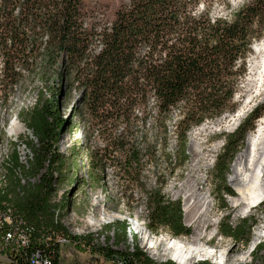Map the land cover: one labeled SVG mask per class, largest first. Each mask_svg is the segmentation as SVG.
I'll use <instances>...</instances> for the list:
<instances>
[{"label":"trees","instance_id":"1","mask_svg":"<svg viewBox=\"0 0 264 264\" xmlns=\"http://www.w3.org/2000/svg\"><path fill=\"white\" fill-rule=\"evenodd\" d=\"M215 1L228 2L129 0L119 5L111 21L100 25L97 20L86 21L83 0H0V96L8 95L6 90L19 82L23 70L31 72L36 59L42 75L53 68L59 82L49 85L48 98L42 100L41 92L24 113L33 136L25 142V163L16 152L0 163V210L8 211L13 225L27 235V243L11 241L3 249V236L10 225L0 227V253L5 250L8 254V264H30L32 255L59 264L57 238L65 237L76 245L81 239L71 236L64 224L66 201L58 204L51 199L66 164L57 147L65 126L59 104L61 82L66 77L79 93L73 113H85L90 128L103 141L101 146L84 151L88 175L116 164L122 175L145 193L143 219L150 233H168L174 238L192 234L183 221L180 200L162 192L164 181L157 177L158 185L148 188L140 181L143 160L151 154L152 146L138 145L131 133L135 110L147 112L151 96L161 124L177 108V160L182 165L192 127L237 112L234 97L247 71L250 46L264 38V0H247L230 18L210 14ZM263 115L264 97L232 132L223 134L224 144L212 173L214 196L222 208L226 207L225 196L234 195L226 181L231 161ZM119 124L123 127L117 131ZM162 128L166 133V127ZM169 169L172 172L174 167ZM255 224L251 216L236 224L225 217L219 233L248 246ZM105 228L116 234L117 241L127 233L133 237L131 247L124 250L97 247L114 264H178L171 259H151L139 247L127 219L115 220ZM91 237L88 234L82 239L90 243ZM251 256L264 264V241L254 246ZM190 264L217 263L197 259Z\"/></svg>","mask_w":264,"mask_h":264},{"label":"rangeland","instance_id":"2","mask_svg":"<svg viewBox=\"0 0 264 264\" xmlns=\"http://www.w3.org/2000/svg\"><path fill=\"white\" fill-rule=\"evenodd\" d=\"M128 1L83 0L82 9L88 23L97 20L101 25L111 21L119 5ZM227 1V4L215 1L210 14L230 18L247 0ZM38 61L39 59H36L34 62L31 72L23 70L19 82L6 90L8 93L4 94L6 97L0 96V163L12 152L19 154L22 162L25 161L28 154L25 142L33 136L25 124L24 113L30 109L41 92L42 100L48 98L49 85L59 84L58 71L50 68L42 75ZM61 86L59 107L65 119V126L61 129L57 147L58 151L64 154L66 164L51 199L58 204L66 201L63 206L65 214L67 213L64 223L71 236H80L81 239L76 241L77 245L68 239L61 242L59 264H114L96 250L97 247L124 250L131 247L133 237L127 233L126 238L119 236L117 241L116 234L108 232L105 226L115 220L127 219L134 233L137 231L135 222L139 225L142 223L140 228L144 230L146 227L142 207L145 193L135 181L126 179L116 164L106 165L102 173L88 175V160L84 151L87 147L101 146L103 141L97 131L90 128L91 122L85 113L77 115L73 113V106L78 103L79 93L69 86L67 77L62 80ZM263 97L264 51L255 52L252 49L247 59L246 74L240 81L234 97V101L237 102L236 111L242 109L243 116L240 122ZM140 112V109L134 112L137 117L132 126L131 137L140 146L144 143L152 146L151 154L145 156L143 160L140 181L146 188L156 187L158 180L164 181L162 192L170 198L180 200L183 221L192 229L190 236L177 239L185 243H197L200 248H207L212 253L209 256L194 255L188 264L197 259H209L217 264H260L261 259H253L251 251L256 244L264 241V201L255 204L248 213L242 212V206L236 208L233 206V201L238 196L235 190L234 171L237 167L234 160L245 145L234 155L226 175L227 184L232 188L234 195L225 196V208L220 207V202L214 196L215 180L212 176L214 162L224 144L223 134L235 129L236 125H233L234 121L230 115L232 113L226 112L221 117L206 120L192 127L187 135V159L184 164L179 165L177 160L179 143L175 131V124L180 117L179 110L175 108L161 124L156 114V102L151 96L147 103V112L143 114ZM144 114L146 118L142 120ZM261 120L264 121V115L256 120L254 127ZM163 125L166 127V133L163 131ZM122 127L123 124H119L117 131L122 130ZM191 145L200 153L199 163L195 169H192L190 164ZM170 167H174L172 172ZM53 171L54 174L58 173V170ZM263 180L264 177L262 178L264 184ZM129 209L131 211H128ZM250 216L256 219V224L251 228L252 242H249L248 246L220 235L219 225L225 217H228L232 224H236L239 219ZM88 234L92 235L90 243L82 239ZM151 234L164 240L172 237L168 233ZM136 237L139 247L151 259L155 261L170 259L168 255L162 254L163 244L157 246V249H148L142 241L140 232L137 231ZM2 263L5 261L0 259V264Z\"/></svg>","mask_w":264,"mask_h":264},{"label":"bare ground","instance_id":"3","mask_svg":"<svg viewBox=\"0 0 264 264\" xmlns=\"http://www.w3.org/2000/svg\"><path fill=\"white\" fill-rule=\"evenodd\" d=\"M252 48L255 52L264 51V38L254 43ZM241 111L242 109L231 115V119L234 121L233 125L237 126L240 122L243 116ZM263 123L264 121L261 120L254 130L247 134L244 149L238 153L234 160V165L237 167V170L234 171L235 190L238 196L234 199L233 206L235 208L242 206L243 213H248L258 201H264V184L262 183V178L264 177ZM189 152L192 155L191 167L195 169V166L199 163L200 153L192 145L189 147ZM0 212L5 211L0 210ZM134 226L135 230L141 233L142 241L148 249H157V246L163 244L161 247L162 254L168 255L170 259L178 264H188L191 257L197 254L207 256L212 254L209 249L200 248L197 243H185L174 237L166 240L159 236L154 237L146 228L144 230L140 228L142 223L139 225L135 222ZM242 256L244 257V255Z\"/></svg>","mask_w":264,"mask_h":264},{"label":"built area","instance_id":"4","mask_svg":"<svg viewBox=\"0 0 264 264\" xmlns=\"http://www.w3.org/2000/svg\"><path fill=\"white\" fill-rule=\"evenodd\" d=\"M6 223L7 225H10V228L5 232L2 240V247L3 249L7 248V246L10 244L11 241H15V243L19 244H25L27 243V235L25 232L22 231L18 226L13 225L12 218L9 214V212H0V227ZM1 229V228H0ZM67 239L65 237H58L57 242L59 245H61V242ZM2 249V248H1ZM0 259L4 260V264L10 263L9 256L7 253H5V250L0 253ZM3 264V263H2ZM30 264H48L46 260L40 259L39 255H32L30 257ZM117 264H123L121 262H118Z\"/></svg>","mask_w":264,"mask_h":264},{"label":"water","instance_id":"5","mask_svg":"<svg viewBox=\"0 0 264 264\" xmlns=\"http://www.w3.org/2000/svg\"><path fill=\"white\" fill-rule=\"evenodd\" d=\"M251 49H253V48H252V45H251ZM237 126H238V125H237ZM237 126H235V128H236Z\"/></svg>","mask_w":264,"mask_h":264}]
</instances>
